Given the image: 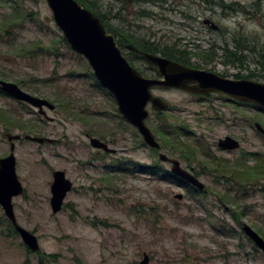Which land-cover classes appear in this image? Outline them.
I'll list each match as a JSON object with an SVG mask.
<instances>
[{"label": "rangeland", "instance_id": "374dc122", "mask_svg": "<svg viewBox=\"0 0 264 264\" xmlns=\"http://www.w3.org/2000/svg\"><path fill=\"white\" fill-rule=\"evenodd\" d=\"M90 1L111 30L122 29L160 47L175 43L192 54V63L199 68L264 83L263 66L247 50L241 65L222 63L220 47L213 62L203 61L195 49L211 42L223 44L224 35L202 23L208 17L225 30L228 49L233 46L231 35H240L249 47L254 43L260 59L264 0ZM16 11L23 19L5 31V19ZM62 37L45 0H0V79L55 105L52 110L44 108L45 118L35 108L0 95V111L24 126L0 123V157L10 152L5 131L57 140L14 142L16 173L24 193L12 197L13 210L18 224L37 236L39 251L27 249L0 207V264H136L143 253L149 256V264H264V253L239 224H248L264 238V179L244 184L231 176L232 168L241 166L238 163L251 166L264 158V135L254 126L258 122L264 128V110L232 102L220 93L199 102L180 89L151 88L170 108L156 117L148 105L146 124L161 152L198 172L206 192L193 195L173 179L138 170L154 163L169 170L170 164L161 162L157 151L143 143L118 112L112 95L97 87L87 61ZM122 53L135 68L141 66L138 70L144 76L155 73L126 50ZM168 123L185 127L189 136L156 132L159 124ZM86 132L115 148V154L92 148ZM175 134L184 150L186 140L192 145L190 159L170 145ZM227 134L239 139L240 149L221 153L215 143ZM209 149L225 165L213 163L206 153ZM57 169L65 172L72 187L62 208L52 213L51 173ZM177 193L181 199L175 197Z\"/></svg>", "mask_w": 264, "mask_h": 264}, {"label": "water", "instance_id": "95a60500", "mask_svg": "<svg viewBox=\"0 0 264 264\" xmlns=\"http://www.w3.org/2000/svg\"><path fill=\"white\" fill-rule=\"evenodd\" d=\"M45 1L51 10L53 21L61 30L70 48L87 61L96 81L112 95L120 115L137 130L143 143L149 148L158 149L159 142L146 124V119L149 116L147 106L149 105L155 112L169 109V103L166 100L151 92L152 87H170L194 94L220 92L264 110L263 82L247 78L232 79L220 76L212 71L193 68L157 54L141 51L144 58L156 66L160 75V77H146L127 61L113 35L107 32L104 24L92 11L77 0ZM202 21L210 25L211 28L218 27L208 18H204ZM0 89L32 106L42 108V105L45 104L50 109L54 108V104L50 101L23 91L15 83L1 80ZM254 126L259 132L264 133L263 127L258 122H255ZM7 136L8 140L20 137L17 134ZM24 137L37 143L53 142V139L49 137L32 135ZM89 143L94 148L109 153L116 152L115 148L110 147L98 137H90ZM218 146L231 150L238 148L239 142L226 135L218 140ZM13 150L14 144L11 143L9 154L0 157V206L19 234L23 244L31 252H36L39 250L37 236L18 224L13 210L12 197L24 192V187L16 174V159ZM157 157L160 161L170 163L169 171L172 175L199 190H203L204 184L189 170L182 167L179 160L171 158L161 151H158ZM52 177L49 202L52 213H56L62 208L64 198L71 190L72 182L66 177L63 170H54ZM175 197L181 199L182 194L177 193ZM242 228L255 245L264 251V239L248 224L244 223ZM136 264H149V256L143 253L142 259Z\"/></svg>", "mask_w": 264, "mask_h": 264}, {"label": "flooded vegetation", "instance_id": "af4514ba", "mask_svg": "<svg viewBox=\"0 0 264 264\" xmlns=\"http://www.w3.org/2000/svg\"><path fill=\"white\" fill-rule=\"evenodd\" d=\"M145 1H148L147 3H149V1H154V0H145ZM158 1V0H157ZM160 1V0H159ZM208 18V17H207ZM208 19H210L212 22H214L211 18H208ZM202 23H203V21H202ZM215 23V22H214ZM205 26H207L211 31H213V32H215V33H220V34H222V35H224V37H223V44H221V45H219V44H217V43H215V42H211L209 45H208V48H209V55H208V60H209V62H213V61H215V59H216V48L217 47H220V49H222V55H223V57H224V59H225V61H223L222 63H226V62H230L231 64H233V63H235V62H239L241 65H242V63H243V61L247 58V54L246 53H252L253 55H255V58H253V61H255L256 63H259L260 65H262L263 66V68H264V54H262V53H260L259 52V56H260V59H257L256 58V54L258 53V51L256 50V48H255V45H254V43H253V47H249L248 46V41H245V39H244V37H242V36H235L234 34H232L231 35V44H233V46H232V48L231 49H228V44H227V42H226V35H225V33H224V31L225 30H223V29H221L220 27H219V25L218 24H216L218 27L216 28V29H214V28H211L210 27V25H208V24H205V23H203ZM110 28H111V26H110ZM113 30H115V31H113ZM113 32H116L115 34L113 33L112 35H113V37H114V39H115V41H116V43H117V46L119 47V49L121 50V52H122V50L124 49V50H126L127 51V53L129 54V55H131L134 59H136V60H138L139 62H141V64H146L148 67H150V68H152V70L155 72V73H153V75H151V76H149V77H160V75L158 74V72H157V69H156V66H154L153 64H151V63H149L145 58H144V56L141 54V51H145V52H149V53H153V54H157V55H160V56H162V57H165V58H168V59H170V60H173V61H176V62H179V61H177V60H175V59H173V58H169V57H167V56H165V55H163L162 54V51H166V50H171L172 52H174V48L172 47V46H169V45H163V46H161L160 47V44H156V43H154L153 41H148V39H146V38H143V37H135V36H132L130 33H128V32H124V30H122V29H117V28H113ZM128 45H131L132 47H129ZM143 47H151V50L152 51H148V50H144V48ZM247 50V52L245 53L244 51H246ZM123 54V53H122ZM126 58V57H125ZM132 58V59H133ZM132 59L131 58H129V60L132 62ZM191 60H192V58H191ZM128 61V60H127ZM129 62V61H128ZM130 63V62H129ZM179 63H181V62H179ZM131 64V63H130ZM183 64V63H182ZM184 65H187V64H184ZM133 66V65H132ZM187 66H189V65H187ZM138 67V66H137ZM141 67V66H140ZM140 67H138V68H140ZM190 67H192V66H190ZM138 68H136L137 70H138ZM193 68H197V69H204V68H199V67H194L193 66ZM206 70V69H205ZM207 71H212V70H207ZM213 72V71H212ZM218 75H220V74H218ZM220 76H223V75H220ZM250 75H248L247 77H249ZM224 77H226V76H224ZM236 77H239V76H236ZM229 78V77H228ZM235 79H239V78H235ZM247 79H249V78H247ZM8 81V80H4V79H0V81ZM9 82H12V83H15V82H13V81H9ZM20 89H22L20 86H19V84H17V83H15ZM23 90V89H22ZM23 91H25V90H23ZM25 92H27V91H25ZM187 92V91H186ZM29 93V92H28ZM188 93H190V92H188ZM213 93H220V92H209V93H207V94H194V93H190L191 95H193L196 99H198V101L199 102H205V100H208V99H210V95H212ZM29 94H31V93H29ZM220 94H223V95H225V98L227 99V100H230V101H232V102H237V103H240V104H243V103H246L247 105H249V104H251V103H249V102H244V101H242V100H238V99H235V98H232V97H230V96H228V95H226V94H224V93H220ZM0 95H2V96H5V97H7V98H9V99H12V100H15V101H17V102H19V103H23V104H27V105H29V106H31V107H33V108H35L36 109V111H37V113L40 115V116H42V117H45V118H47V116H46V112H45V110H44V108H47L48 110H52V109H50L47 105H42V108H38V107H35V106H32L31 104H29L28 102H26V101H23V100H19V99H16V98H14V97H12V96H10L9 94H7L5 91H3V90H1L0 89ZM32 95H34V94H32ZM36 96V95H35ZM39 97V96H38ZM40 98H44V97H40ZM44 99H46V98H44ZM46 100H48V99H46ZM49 101V100H48ZM52 103V102H51ZM53 104V103H52ZM253 105V104H252ZM170 106V105H169ZM54 108H55V105H54ZM53 108V109H54ZM170 108V107H169ZM169 110V109H168ZM168 110H166V111H157V112H159V113H163V112H167ZM2 114H4L5 115V119H0V123H6V124H13L14 126H18V127H24L19 121H17V120H12V118H10L4 111H0ZM13 113H17L16 111H13ZM254 124H255V122H254ZM260 124V123H259ZM261 125V124H260ZM17 127V128H18ZM264 129V128H263ZM257 130V129H256ZM258 131V130H257ZM259 132V131H258ZM261 133V132H260ZM5 137H6V139H7V141L9 142V146H10V144L11 143H13L14 144V142L15 141H19V140H21L22 138L23 139H26L24 136L25 135H32V134H18V133H11V132H6L5 131ZM11 134H17V135H19L20 137L18 138V139H12V140H8V136L7 135H11ZM263 135H264V133H262ZM84 135H85V137L88 139V142H89V139H90V137H93V135L92 134H90V133H84ZM228 135V134H227ZM32 136H40V135H32ZM224 136H226V135H224ZM223 136V137H224ZM228 136H231V137H233L232 135H228ZM42 137H46V136H42ZM50 138V137H49ZM221 138V137H220ZM220 138H218L217 139V141H216V143H215V148L217 149V150H219L221 153L222 152H230V151H234V150H237V149H240V141H239V139H237V138H235V137H233L234 139H236V140H238V142H239V147L238 148H236V149H223V148H221V147H219L218 146V140L220 139ZM51 139H53V142H51V143H49V142H43V143H38V144H44V143H48V144H52V143H55V142H57V140L56 139H54V138H51ZM100 139V138H99ZM26 140H28V139H26ZM30 141V140H29ZM103 141V140H102ZM32 142H34V141H32ZM105 142V141H104ZM37 143V142H36ZM108 144V143H107ZM89 145H90V143H89ZM109 145V144H108ZM91 146V145H90ZM110 146V145H109ZM214 146V145H213ZM14 147H15V144H14ZM92 147V146H91ZM92 148H94V147H92ZM159 148H160V143H159ZM159 148H158V150H157V152L158 151H160L159 150ZM94 149H97L98 151H102L103 153H105V154H115V152L114 153H109V152H106V151H104V150H102V149H99V148H94ZM153 149H155V148H153ZM13 152H14V150H13ZM206 153H208L207 155L210 157V160L211 161H213L215 164L216 163H218V164H220L219 162L221 161L220 159H215L214 157V155L212 154V152H211V150L209 149L208 150V152H206ZM97 154H99V153H97ZM15 159H16V157H15ZM161 162H163V161H161ZM170 164V163H169ZM182 166V165H181ZM183 167V166H182ZM187 169V168H186ZM15 170H16V162H15ZM188 170V169H187ZM54 171V170H53ZM53 171H52V173H53ZM189 171L199 180V181H201L200 179H199V174H198V172L197 171H193V169L192 168H189ZM52 173H51V175H52ZM171 173V172H170ZM17 174V173H16ZM161 176V175H160ZM174 176V175H173ZM18 177V176H17ZM176 177V176H175ZM178 178V177H177ZM19 179V178H18ZM180 179V178H179ZM259 179H264L263 177L262 178H259ZM52 180H53V177H52ZM182 180V179H181ZM183 181V180H182ZM185 184H187L186 186L185 185H182V186H184V187H189V186H191V187H193L192 188V193H193V195H195V194H199V193H205L206 192V188H205V185H204V188H203V190H199L198 188H196L195 186H192V185H190V184H188V183H186L185 181H183ZM202 182V181H201ZM237 182H239V181H237ZM203 183V182H202ZM204 184V183H203ZM189 185V186H188ZM188 189V188H187ZM197 190V192L195 193L194 191H196ZM24 193V192H23ZM20 195H22V194H20ZM232 203H234V202H232ZM1 207V206H0ZM2 208V207H1ZM3 210V209H2ZM3 213H4V211H3ZM5 215V214H4ZM6 216V215H5ZM16 217V216H15ZM7 218V217H6ZM8 219V218H7ZM9 220V219H8ZM17 220V219H16ZM10 222V221H9ZM10 224H11V226H12V228H13V230L16 232V230L14 229V227H13V225H12V223L10 222ZM239 224H241V230H242V232L245 234V232H244V230H243V224H244V222H240ZM251 227V226H250ZM255 230V229H254ZM256 231V230H255ZM257 232V231H256ZM17 233V232H16ZM258 233V232H257ZM18 234V233H17ZM259 234V233H258ZM19 235V234H18ZM246 235V234H245ZM260 235V234H259ZM247 236V235H246ZM261 236V235H260ZM248 237V236H247ZM262 237V236H261ZM249 238V237H248ZM263 238V237H262ZM250 239V238H249ZM264 239V238H263ZM251 240V239H250ZM252 241V240H251ZM253 242V241H252ZM253 244L255 245V243L253 242ZM258 249H260L263 253H264V251L260 248V247H258L257 245H255ZM28 249V248H27ZM29 250V249H28ZM30 251V250H29ZM39 251V250H38ZM38 251H36V252H38ZM36 252H33V253H36Z\"/></svg>", "mask_w": 264, "mask_h": 264}, {"label": "trees", "instance_id": "16d2710c", "mask_svg": "<svg viewBox=\"0 0 264 264\" xmlns=\"http://www.w3.org/2000/svg\"><path fill=\"white\" fill-rule=\"evenodd\" d=\"M81 5L85 6L86 8H88L89 10H91L92 12H94L100 19V21L104 24L106 30L108 33H111L112 30L110 29V25L104 20V15L100 10H97V8H95L93 1L90 0H77ZM23 16L21 15V13L19 11H16L13 15H11L10 20H6L4 21V23L6 24L5 26V31L6 28L11 24L14 25L16 23L17 20H22ZM63 41L69 46V44L67 43V41L65 40L64 37H62ZM172 46L174 48V52H172L171 50H166V51H162V54L169 57V58H173L183 64H187L189 66H194V67H199L198 65H196L195 63H192L193 61L191 60V56L192 54L190 52L187 51L186 48L181 49V46H177L175 43L169 45ZM70 47V46H69ZM144 50H148V51H152L151 47H143ZM195 49L197 51H199L197 53V55L200 56V58L203 61L208 60V55H209V48H201L199 45L195 46ZM80 55V54H79ZM95 83L97 85L98 88L102 89L103 91H105L108 95H111L106 89H104L103 87H101L99 85V83L96 81L95 79ZM160 114H164V113H159V112H155V116L156 117H160ZM148 118V117H147ZM0 119H5V115L2 114L0 112ZM177 132V134L179 135L180 138H186L187 136H189L190 131H186L185 127H174V126H169L168 125H160L159 127H157L156 132H158L160 134V132H163L164 136H172L173 133L172 132ZM191 135V134H190ZM166 136V137H167ZM174 141L172 143H170L171 146L177 148V149H181V151L187 155V157H192L194 156V150L192 147V145L187 141H184L186 143V150H184L181 146H179L180 142L177 140V136L176 134L174 135ZM167 140V138H166ZM171 140V139H170ZM172 141V140H171ZM153 149V148H151ZM154 151H157V149H153ZM190 159V158H189ZM244 160H246V157L243 158ZM213 162V161H212ZM118 163V162H117ZM214 163V162H213ZM220 164H217L219 167L221 165H225L226 162H223L222 160L219 162ZM239 165H241L239 168H232L231 170V176H233L235 179H237L239 182H244V184L249 183V181H258L259 178H264V158H260L256 160V163L248 166L245 164H241L238 163ZM120 165V164H119ZM118 171H121L123 173H127L126 169H122L120 167L116 168ZM138 170L140 171H145L147 172L149 175L152 176H158L160 177V175L162 176L163 179H173L174 181H176L178 184L180 185H187L185 184L181 179L173 176L169 170H166L164 168H160L159 165H157L156 163H154V165H149V166H145V165H140ZM218 170V169H217ZM236 180V181H237ZM189 186V185H188ZM188 189H191L193 187L189 186L187 187ZM195 193L197 192L194 191ZM22 264H28V262H24ZM40 264V263H39Z\"/></svg>", "mask_w": 264, "mask_h": 264}]
</instances>
